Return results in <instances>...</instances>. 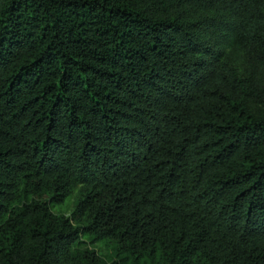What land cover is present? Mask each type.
<instances>
[{
    "label": "trees",
    "instance_id": "obj_1",
    "mask_svg": "<svg viewBox=\"0 0 264 264\" xmlns=\"http://www.w3.org/2000/svg\"><path fill=\"white\" fill-rule=\"evenodd\" d=\"M0 264H264V0H0Z\"/></svg>",
    "mask_w": 264,
    "mask_h": 264
},
{
    "label": "rangeland",
    "instance_id": "obj_2",
    "mask_svg": "<svg viewBox=\"0 0 264 264\" xmlns=\"http://www.w3.org/2000/svg\"><path fill=\"white\" fill-rule=\"evenodd\" d=\"M75 199L74 197L68 198L63 205L57 206L55 209L56 213H63L65 215H69L74 207ZM91 248L95 249L97 253L103 258H109L113 254L114 250V243H98Z\"/></svg>",
    "mask_w": 264,
    "mask_h": 264
}]
</instances>
